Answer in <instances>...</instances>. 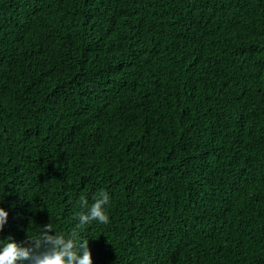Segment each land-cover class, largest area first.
Segmentation results:
<instances>
[{
  "label": "trees",
  "instance_id": "16d2710c",
  "mask_svg": "<svg viewBox=\"0 0 264 264\" xmlns=\"http://www.w3.org/2000/svg\"><path fill=\"white\" fill-rule=\"evenodd\" d=\"M0 207L93 264H264V0H0Z\"/></svg>",
  "mask_w": 264,
  "mask_h": 264
},
{
  "label": "clouds",
  "instance_id": "9594fccd",
  "mask_svg": "<svg viewBox=\"0 0 264 264\" xmlns=\"http://www.w3.org/2000/svg\"><path fill=\"white\" fill-rule=\"evenodd\" d=\"M109 200L106 190L100 191L90 205L87 199L82 197L81 211L76 215L79 225L83 226L93 221L107 224L109 216L106 206ZM8 216V211L0 207V231L7 223ZM27 240L34 241L33 246H21L11 236L0 239V264H93L88 240H79L76 232L61 235L46 224L43 229L41 228V234Z\"/></svg>",
  "mask_w": 264,
  "mask_h": 264
}]
</instances>
